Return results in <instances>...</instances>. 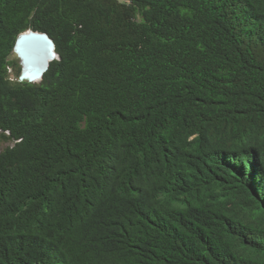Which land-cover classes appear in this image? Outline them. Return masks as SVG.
Here are the masks:
<instances>
[{
	"label": "trees",
	"instance_id": "1",
	"mask_svg": "<svg viewBox=\"0 0 264 264\" xmlns=\"http://www.w3.org/2000/svg\"><path fill=\"white\" fill-rule=\"evenodd\" d=\"M3 142L0 264H264V0H0Z\"/></svg>",
	"mask_w": 264,
	"mask_h": 264
},
{
	"label": "water",
	"instance_id": "2",
	"mask_svg": "<svg viewBox=\"0 0 264 264\" xmlns=\"http://www.w3.org/2000/svg\"><path fill=\"white\" fill-rule=\"evenodd\" d=\"M16 52L25 67L21 79L37 82L47 71L51 61L58 59L55 44L45 32L28 29L17 39Z\"/></svg>",
	"mask_w": 264,
	"mask_h": 264
},
{
	"label": "rangeland",
	"instance_id": "3",
	"mask_svg": "<svg viewBox=\"0 0 264 264\" xmlns=\"http://www.w3.org/2000/svg\"><path fill=\"white\" fill-rule=\"evenodd\" d=\"M10 59H12V69L9 71L10 76L17 81H22V79L19 77V60L16 58L14 52L12 51L10 55ZM18 74V75H17ZM7 143L3 142L0 144V148L6 146Z\"/></svg>",
	"mask_w": 264,
	"mask_h": 264
},
{
	"label": "clouds",
	"instance_id": "4",
	"mask_svg": "<svg viewBox=\"0 0 264 264\" xmlns=\"http://www.w3.org/2000/svg\"><path fill=\"white\" fill-rule=\"evenodd\" d=\"M21 33H22V32H21ZM21 33H20V34H21ZM20 34H19V35H20ZM19 35H18V36H19ZM18 36H17V37H18ZM17 37H16V38H17ZM16 38H15V39H16ZM14 41H15V40H14ZM13 44H14V42H13ZM12 51H13V45H12ZM13 52H14V51H13ZM14 54H15V53H14ZM15 56H16V55H15ZM16 58L19 60V75H20L21 62H20V59H19L17 56H16ZM17 75H18V74H17ZM22 81H27V80L22 79Z\"/></svg>",
	"mask_w": 264,
	"mask_h": 264
}]
</instances>
